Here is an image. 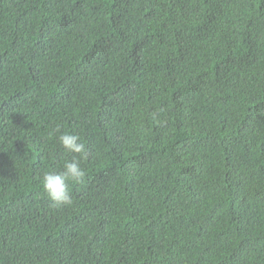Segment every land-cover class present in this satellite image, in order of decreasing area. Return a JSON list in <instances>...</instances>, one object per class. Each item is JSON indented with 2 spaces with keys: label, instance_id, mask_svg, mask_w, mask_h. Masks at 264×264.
<instances>
[{
  "label": "trees",
  "instance_id": "obj_1",
  "mask_svg": "<svg viewBox=\"0 0 264 264\" xmlns=\"http://www.w3.org/2000/svg\"><path fill=\"white\" fill-rule=\"evenodd\" d=\"M0 264H264V0H0Z\"/></svg>",
  "mask_w": 264,
  "mask_h": 264
},
{
  "label": "clouds",
  "instance_id": "obj_2",
  "mask_svg": "<svg viewBox=\"0 0 264 264\" xmlns=\"http://www.w3.org/2000/svg\"><path fill=\"white\" fill-rule=\"evenodd\" d=\"M56 131H59V126L54 129V132ZM58 142L65 153L73 154V158L71 161H64L62 170L45 171L40 178L43 192L51 206L56 208L73 203L70 185L82 182L86 175L80 159H77V155L82 158L86 150L80 137L70 131H64L59 135Z\"/></svg>",
  "mask_w": 264,
  "mask_h": 264
}]
</instances>
